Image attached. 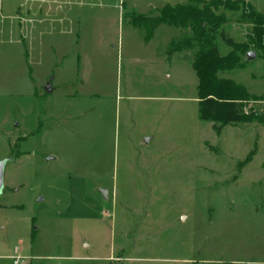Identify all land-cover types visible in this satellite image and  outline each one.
<instances>
[{
  "label": "rangeland",
  "instance_id": "374dc122",
  "mask_svg": "<svg viewBox=\"0 0 264 264\" xmlns=\"http://www.w3.org/2000/svg\"><path fill=\"white\" fill-rule=\"evenodd\" d=\"M4 1L25 14L0 35V264H264V123L202 121L193 51L167 53L189 31L128 16L190 0ZM242 8L221 76L262 110Z\"/></svg>",
  "mask_w": 264,
  "mask_h": 264
},
{
  "label": "trees",
  "instance_id": "16d2710c",
  "mask_svg": "<svg viewBox=\"0 0 264 264\" xmlns=\"http://www.w3.org/2000/svg\"><path fill=\"white\" fill-rule=\"evenodd\" d=\"M240 22L253 26L257 36L256 45L264 54V13L245 0H190L176 4L166 3L156 15L131 12L130 23L143 27L146 39L151 40L156 29L168 25L180 30H188L184 36L170 41L167 53L173 55L182 51H193V68L198 76L199 118L211 122L216 132L227 125L258 122L264 123V108L260 110L253 103L260 99L249 93L245 85L236 80L221 76L225 71L241 68V59L232 53L222 55L216 38L229 47L236 43L223 29L229 22L227 11L240 10Z\"/></svg>",
  "mask_w": 264,
  "mask_h": 264
},
{
  "label": "crops",
  "instance_id": "0c3cea01",
  "mask_svg": "<svg viewBox=\"0 0 264 264\" xmlns=\"http://www.w3.org/2000/svg\"><path fill=\"white\" fill-rule=\"evenodd\" d=\"M26 13L29 14V10H27ZM24 14V9H21L19 7V10L14 13L12 4H8L5 3L4 0H0V35H7L8 33L10 35H13L14 28L12 27V25L17 22H20V25L22 26L21 21L23 19Z\"/></svg>",
  "mask_w": 264,
  "mask_h": 264
},
{
  "label": "water",
  "instance_id": "95a60500",
  "mask_svg": "<svg viewBox=\"0 0 264 264\" xmlns=\"http://www.w3.org/2000/svg\"><path fill=\"white\" fill-rule=\"evenodd\" d=\"M250 58H254L253 54H249ZM48 92H52L53 89L51 88V83L50 81L47 83V86L45 88ZM6 165V160H0V193L4 187V168ZM102 193L104 194L105 197H107V191L102 190Z\"/></svg>",
  "mask_w": 264,
  "mask_h": 264
},
{
  "label": "built area",
  "instance_id": "2783aa9c",
  "mask_svg": "<svg viewBox=\"0 0 264 264\" xmlns=\"http://www.w3.org/2000/svg\"><path fill=\"white\" fill-rule=\"evenodd\" d=\"M13 258L15 264H20V262L23 260V258L20 255H16Z\"/></svg>",
  "mask_w": 264,
  "mask_h": 264
}]
</instances>
